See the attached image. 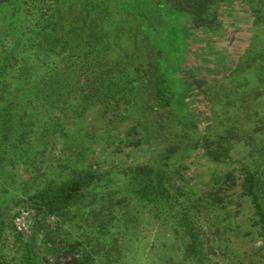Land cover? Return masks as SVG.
Listing matches in <instances>:
<instances>
[{"label":"trees","instance_id":"obj_1","mask_svg":"<svg viewBox=\"0 0 264 264\" xmlns=\"http://www.w3.org/2000/svg\"><path fill=\"white\" fill-rule=\"evenodd\" d=\"M58 1L0 0V129L12 131L13 120H17L16 126L23 131L28 127L24 119L29 120L33 113L44 120L42 129L48 134L53 130L58 132V138L66 137L74 125L84 131L82 141L97 138L105 150L113 144L112 156L123 145L145 150L150 161L157 164L159 160L177 157L184 162L196 151L215 164H237V173L227 171L212 180L205 200L210 207L217 206L231 216L241 215L243 201L246 202L250 226L256 228L257 236L264 242V123L259 121V127L252 129L251 133L259 134L257 137L250 135L245 141L253 150L238 159H233L231 153L233 141H242L236 127L226 126L210 134L208 123L198 137L192 136L182 128L189 118L185 111L190 93L187 87L179 88L173 82L181 71V63L175 65L172 75L168 74L162 52L130 14L124 16L117 0H106L112 11L98 0H65L57 5ZM157 1L177 13L188 14L190 21L186 22L192 29L214 32L220 27L221 0H178V6L168 0ZM242 1L252 14L254 28L264 24V0ZM111 13L116 17L112 30L108 21ZM257 59H261L260 63ZM246 64L262 74L264 53L246 58ZM64 111L72 113L73 125L57 115ZM54 117L57 124L50 121ZM215 121L217 118L212 124ZM91 155L88 167L74 166L60 183L35 191L27 198L26 207L34 210L42 222L47 216L70 219L71 210L78 209L87 192L95 190L103 179L97 170L100 155ZM251 158L257 163H249ZM123 175L138 199H155L165 205L178 200L167 186L164 171L153 165H135ZM106 197L108 202L99 208L79 213L81 222L100 230L111 225L116 219L114 207L121 201H114L112 193ZM181 208L179 224L187 237L186 256L203 264L216 248L202 246L201 238L206 232L189 208ZM13 217L9 234L19 253L18 264H47L48 257L57 262L60 253L53 234L45 235L43 251L39 252V223L34 222L32 235L26 240L11 225ZM243 235L250 237L252 232ZM63 244L67 253L81 254L74 259L76 263L92 264L91 256L80 250L79 243ZM0 264H4L1 259Z\"/></svg>","mask_w":264,"mask_h":264},{"label":"rangeland","instance_id":"obj_2","mask_svg":"<svg viewBox=\"0 0 264 264\" xmlns=\"http://www.w3.org/2000/svg\"><path fill=\"white\" fill-rule=\"evenodd\" d=\"M63 1L55 3L60 5ZM98 1L106 3L112 11L106 0ZM156 1L117 0V4L124 16L127 18L130 14L162 52L168 63V74L172 75L175 65L181 63V71L173 82L179 88L187 87L190 93L185 111L189 118L183 123V130L198 137L204 124L211 123L210 134L234 126L242 141H233L232 157H245L253 150L245 141L250 135L257 137L259 134L251 133L252 129L259 127V121L264 123V70L261 74L256 67L246 64V58L264 53V24L254 28L252 14L242 0H221L220 27L214 32L192 29L186 22L190 21L188 14L177 13L167 4ZM168 1L178 6V0ZM112 14L108 18L111 30L116 21ZM117 58L113 59L117 61ZM31 114L29 120L24 119L28 127L23 131L16 126L17 120H13L12 131L0 129L3 131L0 132V259L4 264H18L19 253L9 234V222L14 215L11 225L15 228L14 220L22 210L29 211L32 219L31 226L20 232L24 239H30L34 222L39 223L36 228L39 252L43 251L45 235L54 236L60 254L57 262L48 257L47 264H78L74 259L81 254L67 253L64 241L79 243L80 250L91 256L92 264H201L199 259L186 256L187 237L179 224L182 206L189 208V213L206 232L201 238L202 246L216 248L203 264H264V242L257 236L256 228L250 226L248 204L243 201L241 215L231 216L217 206L210 207L205 200L213 186L212 180L237 170V164H215L198 151L184 162L177 157L159 160L157 164L150 161L145 150L123 145L112 156L113 144L105 150L97 138L82 141L84 131L73 125L71 112L57 114L73 125L72 133L63 138H58V132L53 130L50 134L44 131V120ZM215 118L217 121L212 124ZM50 121L58 123L55 117ZM92 153L100 155L97 170L103 179L95 190L87 192L78 209L71 210L70 219L62 221L47 216L42 222L34 210L26 207L27 198L35 191L60 183L74 166L88 167ZM256 160L251 158L248 162L257 163ZM146 163L164 171L167 186L177 201L174 199L165 205L155 199L145 201L134 197L124 171ZM108 193H112L114 201H121L114 207V222L101 230L81 222L79 213L107 203ZM248 231L252 235L244 236Z\"/></svg>","mask_w":264,"mask_h":264},{"label":"built area","instance_id":"obj_3","mask_svg":"<svg viewBox=\"0 0 264 264\" xmlns=\"http://www.w3.org/2000/svg\"><path fill=\"white\" fill-rule=\"evenodd\" d=\"M32 224V219L30 218V212L27 210H22L16 216L14 220V226L17 232L26 231Z\"/></svg>","mask_w":264,"mask_h":264}]
</instances>
